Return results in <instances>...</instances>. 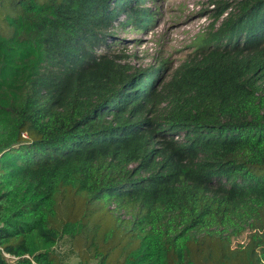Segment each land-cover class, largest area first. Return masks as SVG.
Returning a JSON list of instances; mask_svg holds the SVG:
<instances>
[{"label": "trees", "instance_id": "obj_1", "mask_svg": "<svg viewBox=\"0 0 264 264\" xmlns=\"http://www.w3.org/2000/svg\"><path fill=\"white\" fill-rule=\"evenodd\" d=\"M239 4L158 88L164 63L96 49L141 0H0V264H63V237L82 263L264 264V0Z\"/></svg>", "mask_w": 264, "mask_h": 264}, {"label": "rangeland", "instance_id": "obj_2", "mask_svg": "<svg viewBox=\"0 0 264 264\" xmlns=\"http://www.w3.org/2000/svg\"><path fill=\"white\" fill-rule=\"evenodd\" d=\"M217 1L219 0H141L143 7L150 9L153 20L146 27L137 30L131 24L122 25L125 15L120 14L107 29L106 44L96 47L97 52L115 55L118 61L133 69L158 67L164 63L155 83L160 88L180 64L193 57L198 39L217 29L228 15L226 13H235L241 0H223L227 1V8L218 19ZM259 84L264 87V76ZM115 203L110 201L109 208L114 209ZM134 212L135 208L129 212L120 209L115 215L120 219L130 220ZM102 217L103 214L97 213L92 220L100 221ZM248 233V227L245 226L241 235L232 237L231 247L246 241ZM55 249L63 264L96 263V260L80 262L77 252L71 249L68 237H63Z\"/></svg>", "mask_w": 264, "mask_h": 264}, {"label": "built area", "instance_id": "obj_3", "mask_svg": "<svg viewBox=\"0 0 264 264\" xmlns=\"http://www.w3.org/2000/svg\"><path fill=\"white\" fill-rule=\"evenodd\" d=\"M22 136L26 137V134H25V133H23V134H22Z\"/></svg>", "mask_w": 264, "mask_h": 264}]
</instances>
